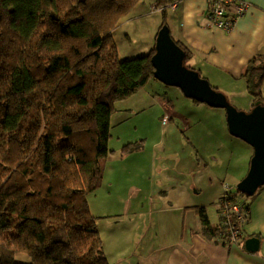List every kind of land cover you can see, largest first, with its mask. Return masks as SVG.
Returning a JSON list of instances; mask_svg holds the SVG:
<instances>
[{
    "label": "trees",
    "instance_id": "16d2710c",
    "mask_svg": "<svg viewBox=\"0 0 264 264\" xmlns=\"http://www.w3.org/2000/svg\"><path fill=\"white\" fill-rule=\"evenodd\" d=\"M143 1L0 0V264H112L88 196L113 153L115 102L155 79V45L120 60L112 39ZM169 2L155 0L159 30ZM175 41L202 75L194 51ZM245 79L253 106L264 103V57ZM141 148L128 143L121 155ZM231 198L246 206L234 189ZM199 212L207 238L226 242L224 216L214 228Z\"/></svg>",
    "mask_w": 264,
    "mask_h": 264
},
{
    "label": "rangeland",
    "instance_id": "374dc122",
    "mask_svg": "<svg viewBox=\"0 0 264 264\" xmlns=\"http://www.w3.org/2000/svg\"><path fill=\"white\" fill-rule=\"evenodd\" d=\"M162 21V7H156L155 0H144L139 4L112 32L119 59L147 55L155 45ZM202 75L208 77L205 72ZM207 79L213 87L224 92L236 108L243 111L252 109L253 97L247 92L245 79L241 83L223 80L219 81L220 85L215 82L217 79L213 75ZM167 105L183 118L170 119L166 116ZM114 107L109 142L113 153L106 159L102 186L88 196L91 213L96 217L104 242L105 254L112 264H125L122 251L133 248L135 251V237L141 231L145 235L150 229V217L142 221L143 217L134 213L143 211L137 201L146 204L152 199L150 206L153 207L154 203L159 206L154 192L160 187L161 179L151 174V167H157L159 171L163 165H185L188 172H191L189 167L194 169L200 166L201 172L206 168L205 183L199 197L201 201L217 202V186L223 188L225 183L232 186L239 200L251 197L237 191L239 181L236 178L251 161L250 151L241 139L230 133L225 109L197 103L186 97L178 87L168 86L157 79H151L131 97L116 101ZM188 118L194 122L196 119L200 121L192 131H186L185 128L184 120L192 122ZM171 125H179V135L177 133L175 139L170 140L168 133L164 145L156 144L162 130ZM127 142L140 143L142 148L121 157ZM197 174L191 172L190 178L193 180ZM224 177L225 182L221 179ZM18 259L27 260V257L20 254Z\"/></svg>",
    "mask_w": 264,
    "mask_h": 264
},
{
    "label": "crops",
    "instance_id": "0c3cea01",
    "mask_svg": "<svg viewBox=\"0 0 264 264\" xmlns=\"http://www.w3.org/2000/svg\"><path fill=\"white\" fill-rule=\"evenodd\" d=\"M244 1L250 3V9L236 21L231 30L210 24L208 15L210 0H170L168 3L167 21L173 38L194 51L192 62L197 64L201 72H205L207 78L215 76L217 79L215 82L219 85V81L223 80H230L231 83L245 81V73L250 62L255 58L264 57V0ZM262 92L264 95V84ZM167 106L166 116L170 119L183 118L173 107ZM164 108L166 109V105ZM186 120H184L186 131H192V128L200 124L199 119L195 120L197 123L191 118L188 120L192 122ZM178 126L171 125L168 129L162 130L163 133L158 136L156 144L164 145L168 133L169 139L174 140L176 134L179 135ZM241 141L250 151L251 159L253 148ZM173 143L174 141L171 142V147ZM249 167L250 162L246 169L239 173V177H236L239 182L246 176ZM156 168L151 167L150 172L161 179L160 187L154 192L159 206L154 203L151 207L152 199L146 204L137 201L143 211L134 214L143 217L142 221L150 217V229L145 234L146 238L143 231L135 237L137 240L135 251L134 248L122 251L125 264H264V186L253 196L239 200L250 212L249 220L241 224L242 239L234 243L221 240L216 242L207 238L199 209L204 208L212 227H218L220 223L218 203L223 188L217 186V202L201 201L199 197L205 183L206 168L201 172L200 166L194 169L189 167L191 172L198 173L193 180L190 178L191 172H188L185 165L182 167L175 164L172 167L163 165L159 171ZM221 179L225 182L226 177ZM211 181L215 183L213 179ZM251 238L259 240L255 250L247 247L246 243Z\"/></svg>",
    "mask_w": 264,
    "mask_h": 264
},
{
    "label": "water",
    "instance_id": "95a60500",
    "mask_svg": "<svg viewBox=\"0 0 264 264\" xmlns=\"http://www.w3.org/2000/svg\"><path fill=\"white\" fill-rule=\"evenodd\" d=\"M185 58L186 52L173 38L169 25H163L156 36L151 60L154 78L178 87L186 97L197 102L225 109L230 133L249 144L254 151L246 176L237 184L238 191L253 196L264 186V103L258 100L250 111L239 110L199 70L186 66ZM258 242L257 238H251L246 244L255 250Z\"/></svg>",
    "mask_w": 264,
    "mask_h": 264
},
{
    "label": "built area",
    "instance_id": "2783aa9c",
    "mask_svg": "<svg viewBox=\"0 0 264 264\" xmlns=\"http://www.w3.org/2000/svg\"><path fill=\"white\" fill-rule=\"evenodd\" d=\"M250 6V3L244 0H210L209 22L213 26L231 30L236 21L248 12ZM231 195L232 187L225 183L218 208L220 216H224L225 219L223 225L228 243L238 242L242 239L241 224L246 223L250 218L248 208L240 202L232 200ZM219 238L223 240V234Z\"/></svg>",
    "mask_w": 264,
    "mask_h": 264
}]
</instances>
